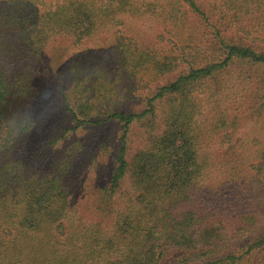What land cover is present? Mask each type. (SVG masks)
Segmentation results:
<instances>
[{"label": "trees", "instance_id": "trees-1", "mask_svg": "<svg viewBox=\"0 0 264 264\" xmlns=\"http://www.w3.org/2000/svg\"><path fill=\"white\" fill-rule=\"evenodd\" d=\"M141 19L178 41L194 21L195 51L207 55L128 113L113 106L124 74L83 63L81 53L84 43ZM63 40L72 43V72L68 82L56 75L53 88L75 127L111 121L123 129L108 184L96 191L74 182L80 143L58 155L68 131L48 141L46 156L29 138L40 120L41 64ZM113 51L118 70L146 76L147 85L176 68V56L123 36ZM232 67L229 90L249 88L264 112V0H0V120L25 107L36 119L30 134L0 150V264H162L174 254L168 264H264V147L250 165L252 182L220 190L209 183L222 171L232 185L248 161L232 150L244 126L226 102L237 93L208 85ZM140 120L151 134L128 160L127 134ZM215 142L227 152L213 157Z\"/></svg>", "mask_w": 264, "mask_h": 264}, {"label": "rangeland", "instance_id": "rangeland-1", "mask_svg": "<svg viewBox=\"0 0 264 264\" xmlns=\"http://www.w3.org/2000/svg\"><path fill=\"white\" fill-rule=\"evenodd\" d=\"M184 31L185 33L182 39L178 41L171 36L168 37L167 32L165 34V30L163 29L162 31V28L155 22L147 19L128 21L123 28L118 29V34L113 35L112 33L116 31H112L111 34L84 43L81 55L85 54L86 57H82L83 63H91L99 67L102 66L105 71L113 76L121 75V73L124 74L121 75V83L117 86L118 95H114L115 102L113 106L117 107L120 111L139 113L144 108L145 99L153 95L156 87L168 84L185 73L187 62L197 63V65L204 64L203 61H205L207 54H201V51L196 52L195 43L193 42L195 37L194 33L197 31L196 23L189 21ZM160 32H163L165 36L162 40L157 38V34ZM116 36H123L126 40H134L140 49H149L151 52L155 51L162 57L173 58V56H176L177 61H174L176 68L169 74L150 81L148 85L146 82L148 78L146 76L141 79L136 77L132 80L130 77L125 76V73L121 69L118 70L116 67V53L113 51ZM71 44V42L69 43L63 40L57 43L59 45L58 47L47 50L48 53L43 64H41L44 67V74L42 72L38 84L42 95H38L34 102L40 120L36 131L29 138L31 143L37 146L35 149H38V153L46 156L51 154L52 150L46 147L48 141L53 139V137L56 138L59 136L62 131H68L66 136H64L65 138L58 143V155H62L67 144L70 145L73 142L80 143L83 151L80 153L76 164L78 171L76 172L74 182L77 185L85 182L81 187H86L88 190L89 188H94L96 191L106 187L108 184L112 171L113 156L121 146L119 139L123 129L121 125L111 121L101 122L95 126L84 125L76 128L68 113L64 110L59 96L53 87L57 70L59 73H64L66 81L68 82L69 72L67 70V64H69L70 60V51L73 49ZM173 44H176V46L173 47ZM97 49H107L108 51H96ZM243 69L245 70V67ZM237 73L238 69L232 67L231 69L225 70V73L216 76L213 83H208L212 88L214 85L213 91L218 90L219 86H223L225 89L224 93H226L227 97L232 90L237 93L234 95V99L228 98L226 102V106L230 109V112L234 111L235 107L237 108V111H239V120L241 121L242 127L244 126L240 137L233 144L232 150L237 153L239 151L244 152L248 160L244 166H238V172L240 173L239 180H235L230 186H227L229 182L224 172L213 173L209 183H219L218 186L213 187L216 190H220L223 187L232 189L234 184L240 186L241 180H245V183L252 182L253 173L250 165L256 162L257 153L264 147V112L256 111V104L251 95L252 90L249 91V88L240 86L231 87L229 90L228 86L234 85L231 78L233 77L235 79ZM108 99L111 100V94L107 97ZM233 102L237 104L232 105ZM103 111L104 109H101L100 113H103ZM100 119L103 121L104 117ZM156 127L157 129L154 133L158 134L162 128L159 119L157 120ZM147 134H151L147 122L140 120L132 124L129 134H127L128 160L145 146ZM228 148L227 146L220 147L215 142L211 153L213 157H217L220 153L225 154ZM39 159L37 158L36 162L41 161ZM86 172H88V175H86ZM92 201L94 203V199ZM176 258L177 254H174L170 260L163 261L162 264H168Z\"/></svg>", "mask_w": 264, "mask_h": 264}, {"label": "clouds", "instance_id": "clouds-1", "mask_svg": "<svg viewBox=\"0 0 264 264\" xmlns=\"http://www.w3.org/2000/svg\"><path fill=\"white\" fill-rule=\"evenodd\" d=\"M96 51H108L107 49H97ZM75 58H73V62ZM72 65L69 64L67 70L72 72ZM59 71L55 75H60ZM36 127V119L29 107L22 108L14 112L7 120H0V150L11 148L12 144L27 136Z\"/></svg>", "mask_w": 264, "mask_h": 264}]
</instances>
